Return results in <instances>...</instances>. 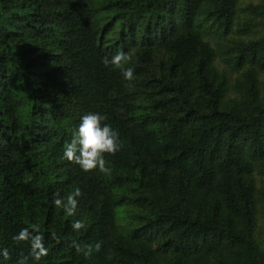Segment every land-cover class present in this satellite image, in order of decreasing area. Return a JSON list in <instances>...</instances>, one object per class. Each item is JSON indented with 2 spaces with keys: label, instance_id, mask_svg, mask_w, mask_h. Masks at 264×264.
Segmentation results:
<instances>
[{
  "label": "trees",
  "instance_id": "16d2710c",
  "mask_svg": "<svg viewBox=\"0 0 264 264\" xmlns=\"http://www.w3.org/2000/svg\"><path fill=\"white\" fill-rule=\"evenodd\" d=\"M241 1L0 0V264L31 224L38 264H264V1L240 23ZM88 112L123 141L109 175L63 158ZM76 187L72 217L53 200Z\"/></svg>",
  "mask_w": 264,
  "mask_h": 264
},
{
  "label": "clouds",
  "instance_id": "9594fccd",
  "mask_svg": "<svg viewBox=\"0 0 264 264\" xmlns=\"http://www.w3.org/2000/svg\"><path fill=\"white\" fill-rule=\"evenodd\" d=\"M133 60L132 54L118 51L110 59L105 56L102 62L106 67L119 69L126 80L134 79V69L125 67ZM108 117L100 112H88L81 117L78 128L74 130L70 142L64 145L63 158L69 162L78 164L85 172L99 171L105 175L111 174L112 169L108 166L105 154L115 156L116 153L123 148V141L120 138L118 130L114 129L111 124L105 123ZM82 196V191L76 187L74 191L68 193L66 197H61L59 192L55 194L53 204L57 208L63 209L68 215L75 217L79 206L78 198ZM85 222L81 219H74L72 229L79 232L85 228ZM52 238L56 239L57 234L52 233ZM14 242L19 245L21 242H28L31 245V251L28 255L20 254V258L16 264H28L29 258L38 262L46 257L49 253L48 248L44 244V236L40 231L39 224H31L29 227L22 229L18 235L12 237ZM70 246L77 253H82L86 258L92 253L99 252L102 243L98 242L95 247L91 244H81L73 239ZM5 259H9L8 250L3 251Z\"/></svg>",
  "mask_w": 264,
  "mask_h": 264
},
{
  "label": "rangeland",
  "instance_id": "374dc122",
  "mask_svg": "<svg viewBox=\"0 0 264 264\" xmlns=\"http://www.w3.org/2000/svg\"><path fill=\"white\" fill-rule=\"evenodd\" d=\"M263 1L264 0H242L241 1V12H240V15H241L240 23H242L246 18H248V14L246 12L242 11L246 6H248V4H250V3L257 4V3H261ZM261 34H263V30L260 27L257 29H254L252 32V36H254V37H257L258 35H261ZM125 208H126L125 206H122V207H119L117 209V221H118L120 226H122V225L124 226L125 222L132 220L131 216L129 215V213L126 211ZM132 226H136V222L133 223L130 227L124 226L123 228L125 230H127V229H131ZM260 226H261L260 227V229H261L260 236L262 237V239H264V216L260 220Z\"/></svg>",
  "mask_w": 264,
  "mask_h": 264
}]
</instances>
